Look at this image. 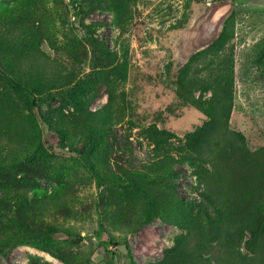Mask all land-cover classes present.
Listing matches in <instances>:
<instances>
[{"label": "rangeland", "instance_id": "374dc122", "mask_svg": "<svg viewBox=\"0 0 264 264\" xmlns=\"http://www.w3.org/2000/svg\"><path fill=\"white\" fill-rule=\"evenodd\" d=\"M229 17L232 35L214 51L210 46ZM33 52L48 65L49 77L32 76L42 73L28 64ZM0 65L23 71L20 79L48 96L43 110L68 129L65 151L76 149L98 122L104 132L93 131L94 160L104 171L146 169L153 160L152 145L142 134L148 125L179 137L200 126L206 116L187 98L209 99L215 76L225 68L232 69L228 126L243 134L248 149L264 146V0H0ZM185 65H190L186 81L194 82L187 85L190 93L177 81ZM40 132L34 114L0 79L1 156L12 147L17 153L26 138L32 153ZM10 135L18 142L6 149ZM44 139L49 147L58 146L55 136L44 133ZM55 152L31 156L0 174V187L7 183L12 191L0 202L10 219L0 225V241L9 244L34 229L43 235L47 226L56 227V240L47 250L7 245L0 264H65L61 255H69L73 264H109L111 258L114 264H150L186 232L159 215L145 222L146 206L131 188L97 187L77 157ZM172 167L178 199L165 187L158 201L166 211L175 210L173 202L181 198L200 201L193 168ZM23 177L33 181L25 183ZM16 206L27 209L21 220L12 218ZM75 233L83 240L70 242Z\"/></svg>", "mask_w": 264, "mask_h": 264}, {"label": "trees", "instance_id": "16d2710c", "mask_svg": "<svg viewBox=\"0 0 264 264\" xmlns=\"http://www.w3.org/2000/svg\"><path fill=\"white\" fill-rule=\"evenodd\" d=\"M233 26L234 20L229 17L212 42V50L218 51L224 46L232 35ZM83 27L90 34L93 33V29L88 25ZM27 61L31 67L42 69V73H32L36 80L49 77L45 71L48 65L37 53H31ZM189 69L190 65H185L178 75V86L183 91L188 90V84L194 83L192 80L186 81ZM223 71L224 73L219 72L215 76L213 83L219 88H214L213 84L209 99H202L201 96L194 99L193 95L187 98V101L190 100L191 104L206 116L202 124L185 133L183 137L167 129L158 128L155 124L148 125L142 130V134L152 145L153 160L145 166V170L127 169L122 171L124 174H120L106 169L105 172L94 160L96 142L93 131L96 129V134L104 132L98 122L87 128L84 136L79 138L81 143L76 149L65 151L64 143L68 129L63 123L56 124L49 113L43 110L42 104L48 100V96L35 84L23 82L19 77V73L23 74V71L8 72L0 65V79L4 88L16 94L28 111L34 114L37 123L42 125V136L40 132L37 141L33 143L32 153L30 138L21 140L24 146L16 148L17 153L14 152V147L13 150L9 149L6 153L9 159L6 154L1 156L0 152V174L5 170H16L31 156H54L58 153L55 149H59L61 154L77 157L94 178L97 187L108 184L118 189L131 188L132 195L139 197V201L144 202L146 206L145 222L159 215L186 230L176 238L172 247L164 251L162 258L150 264H264V146L256 150L248 149L243 134L229 128L232 69L225 68ZM221 78L222 83L219 84ZM205 90L206 87H202L200 91ZM113 97V92L109 90L110 103ZM44 133L55 136L58 146L50 145V148L44 139ZM2 136L4 135L0 134V149L3 145ZM6 140V149L9 144L18 142L12 135L6 136ZM28 151L30 152L27 153ZM21 152L25 154L22 155ZM175 163H187L193 168L200 201L181 198L173 202L175 210L166 211L160 209L158 196L164 195V191L168 189L169 197L178 199L173 196L176 195L175 179L178 175L172 167ZM23 178L25 183L33 181L32 178ZM3 185L6 186L0 187V192L3 193L0 195V202L7 200L6 196L12 192L8 191L7 183ZM177 205L181 206L180 210ZM185 206H188V209H184ZM0 207L6 209L1 204ZM25 210L27 209L16 206L12 218L21 220L26 214ZM9 220L7 212L0 210V225ZM35 231L36 229L30 234H18L9 244L0 241V254L5 255L8 247L20 244L47 250L48 243L56 240L53 237L56 227L47 226L43 235ZM98 234H103L102 225H99ZM60 258L65 264H73L69 255H61ZM108 262L114 264L112 258Z\"/></svg>", "mask_w": 264, "mask_h": 264}, {"label": "water", "instance_id": "95a60500", "mask_svg": "<svg viewBox=\"0 0 264 264\" xmlns=\"http://www.w3.org/2000/svg\"><path fill=\"white\" fill-rule=\"evenodd\" d=\"M83 240V236L81 234L75 233L70 236V242L78 243Z\"/></svg>", "mask_w": 264, "mask_h": 264}]
</instances>
